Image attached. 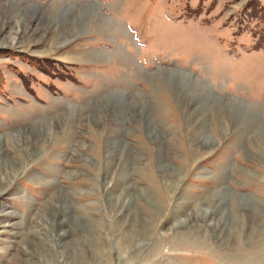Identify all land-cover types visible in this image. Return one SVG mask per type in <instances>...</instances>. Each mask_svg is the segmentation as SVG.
Segmentation results:
<instances>
[{
	"label": "rangeland",
	"instance_id": "374dc122",
	"mask_svg": "<svg viewBox=\"0 0 264 264\" xmlns=\"http://www.w3.org/2000/svg\"><path fill=\"white\" fill-rule=\"evenodd\" d=\"M0 264H264V0H0Z\"/></svg>",
	"mask_w": 264,
	"mask_h": 264
}]
</instances>
